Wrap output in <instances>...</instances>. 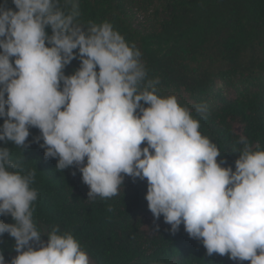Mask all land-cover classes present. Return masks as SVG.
<instances>
[{"label": "clouds", "instance_id": "clouds-1", "mask_svg": "<svg viewBox=\"0 0 264 264\" xmlns=\"http://www.w3.org/2000/svg\"><path fill=\"white\" fill-rule=\"evenodd\" d=\"M12 2L0 4V141L25 150L30 127L38 128L45 157H58L61 172L76 165L89 199L117 195L125 176L147 179L148 208L173 233L183 224L209 256L264 264V149L240 136L235 170L223 166L200 120L175 95L157 94L141 51L111 23L85 28L78 0H66L67 12L60 0ZM77 56L79 68L66 75ZM195 111L204 119L208 106ZM18 169L0 147V215L14 220L0 221V236L10 234L18 253L6 261L0 249V264H91L71 233L54 228L42 241L32 209L36 169Z\"/></svg>", "mask_w": 264, "mask_h": 264}, {"label": "trees", "instance_id": "trees-1", "mask_svg": "<svg viewBox=\"0 0 264 264\" xmlns=\"http://www.w3.org/2000/svg\"><path fill=\"white\" fill-rule=\"evenodd\" d=\"M78 2L77 20L85 28L89 22L107 21L141 51L148 77L159 79L157 94L175 95L191 110L200 120L201 134L217 145L223 166L235 170L240 153L233 150L242 147L237 144L240 136L254 149H264V0ZM7 6L15 8L12 0ZM60 6L66 12L71 9L66 0H60ZM46 31L52 34L50 26ZM80 63L77 56L65 74L71 75ZM201 103L208 106L204 119L195 111ZM4 119L0 117V125ZM40 135L38 128L30 127L25 150L4 141L0 147L10 148L22 174L36 169L33 220L44 243L47 234L59 228L60 234L71 233L79 241L91 264H250L228 255L209 256L202 240L190 237L183 224L173 233L163 215L156 219L146 200L147 179L125 176L117 195L89 199L90 188L79 168L57 170L58 157H45L43 140L36 139ZM0 221L14 223L10 214L0 215ZM14 245L10 234L0 236L6 261L18 254Z\"/></svg>", "mask_w": 264, "mask_h": 264}]
</instances>
